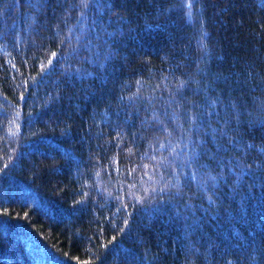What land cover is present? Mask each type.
<instances>
[{
  "label": "trees",
  "instance_id": "16d2710c",
  "mask_svg": "<svg viewBox=\"0 0 264 264\" xmlns=\"http://www.w3.org/2000/svg\"><path fill=\"white\" fill-rule=\"evenodd\" d=\"M0 264H264V0H0Z\"/></svg>",
  "mask_w": 264,
  "mask_h": 264
}]
</instances>
